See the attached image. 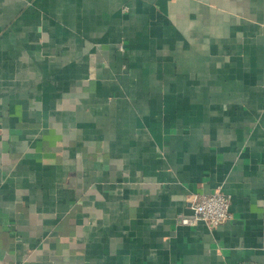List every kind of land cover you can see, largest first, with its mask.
Here are the masks:
<instances>
[{
  "label": "crops",
  "instance_id": "crops-1",
  "mask_svg": "<svg viewBox=\"0 0 264 264\" xmlns=\"http://www.w3.org/2000/svg\"><path fill=\"white\" fill-rule=\"evenodd\" d=\"M0 264H264V0H0Z\"/></svg>",
  "mask_w": 264,
  "mask_h": 264
},
{
  "label": "built area",
  "instance_id": "built-area-1",
  "mask_svg": "<svg viewBox=\"0 0 264 264\" xmlns=\"http://www.w3.org/2000/svg\"><path fill=\"white\" fill-rule=\"evenodd\" d=\"M187 208L192 211V214H181L179 218L180 221L186 223L201 220L211 228H216L232 218L230 200L220 190L194 196L191 202L188 203Z\"/></svg>",
  "mask_w": 264,
  "mask_h": 264
},
{
  "label": "water",
  "instance_id": "water-1",
  "mask_svg": "<svg viewBox=\"0 0 264 264\" xmlns=\"http://www.w3.org/2000/svg\"><path fill=\"white\" fill-rule=\"evenodd\" d=\"M184 215H190L192 214V211L188 208L185 209V211L183 212Z\"/></svg>",
  "mask_w": 264,
  "mask_h": 264
}]
</instances>
